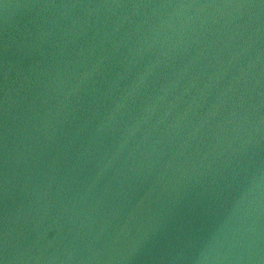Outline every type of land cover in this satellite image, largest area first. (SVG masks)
<instances>
[{"label": "water", "instance_id": "95a60500", "mask_svg": "<svg viewBox=\"0 0 264 264\" xmlns=\"http://www.w3.org/2000/svg\"><path fill=\"white\" fill-rule=\"evenodd\" d=\"M0 264H264V0H0Z\"/></svg>", "mask_w": 264, "mask_h": 264}]
</instances>
